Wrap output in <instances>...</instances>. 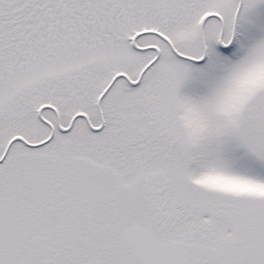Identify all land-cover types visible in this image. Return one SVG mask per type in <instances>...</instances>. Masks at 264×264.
I'll list each match as a JSON object with an SVG mask.
<instances>
[{
    "label": "snow or ice",
    "instance_id": "obj_1",
    "mask_svg": "<svg viewBox=\"0 0 264 264\" xmlns=\"http://www.w3.org/2000/svg\"><path fill=\"white\" fill-rule=\"evenodd\" d=\"M0 264H264V0H0Z\"/></svg>",
    "mask_w": 264,
    "mask_h": 264
}]
</instances>
